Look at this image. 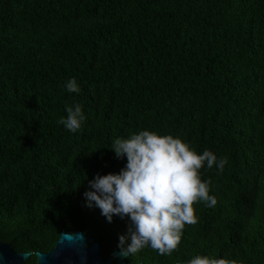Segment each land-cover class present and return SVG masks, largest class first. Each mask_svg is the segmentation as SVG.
<instances>
[{
	"label": "trees",
	"instance_id": "trees-1",
	"mask_svg": "<svg viewBox=\"0 0 264 264\" xmlns=\"http://www.w3.org/2000/svg\"><path fill=\"white\" fill-rule=\"evenodd\" d=\"M76 104L71 132L58 121ZM143 130L227 164L201 169L217 204L194 205L171 255L127 262L264 264V0H0V243L46 253L79 230L105 259L121 251L130 218L109 222L85 193L126 167L114 139Z\"/></svg>",
	"mask_w": 264,
	"mask_h": 264
},
{
	"label": "clouds",
	"instance_id": "clouds-1",
	"mask_svg": "<svg viewBox=\"0 0 264 264\" xmlns=\"http://www.w3.org/2000/svg\"><path fill=\"white\" fill-rule=\"evenodd\" d=\"M69 92H80L75 78L66 82ZM67 118H61L71 132L80 129L85 119L82 106H67ZM111 149L118 158L127 157V165L119 174L97 175L90 181L92 191L85 193L89 206L95 202L102 214L111 222L113 215L130 218L127 236L121 235V255L135 254L150 246L160 255H171L179 246L186 224H195L194 205L204 202L217 204L209 195L211 180L201 179V169L213 166L223 173L227 158L204 150L198 154L190 145L172 135H160L143 130L129 138L114 139ZM65 236H60L64 242ZM130 239L131 243L126 242ZM26 256L40 253H26ZM186 264H239L213 256L197 255Z\"/></svg>",
	"mask_w": 264,
	"mask_h": 264
},
{
	"label": "water",
	"instance_id": "water-1",
	"mask_svg": "<svg viewBox=\"0 0 264 264\" xmlns=\"http://www.w3.org/2000/svg\"><path fill=\"white\" fill-rule=\"evenodd\" d=\"M60 236H65L64 242H60V237L55 243L53 250L37 256L38 264H129L127 258L130 256L121 255V251L115 249L112 257L105 259L102 254V245L94 238L85 235L77 230L73 233L62 232ZM29 252H17L9 243H0V264H25ZM143 264V263H139Z\"/></svg>",
	"mask_w": 264,
	"mask_h": 264
}]
</instances>
